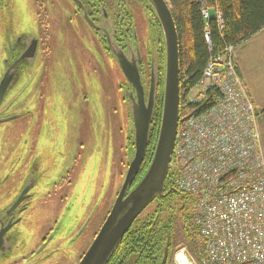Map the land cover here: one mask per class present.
Listing matches in <instances>:
<instances>
[{
	"label": "rangeland",
	"instance_id": "374dc122",
	"mask_svg": "<svg viewBox=\"0 0 264 264\" xmlns=\"http://www.w3.org/2000/svg\"><path fill=\"white\" fill-rule=\"evenodd\" d=\"M47 1L49 7L43 0H0V46L20 21L34 36L38 35V20L45 22L49 38L46 52L35 64L37 73L22 77L4 102L6 105L15 97L8 113L22 115L5 130L12 133V144L18 153L33 151L35 161L42 164L45 189L50 194L48 205L54 207L53 202L60 200L62 203L61 210L49 221L50 226L59 218V258L47 264H76V256L85 252L123 183L134 151L131 154L127 146L132 123L124 95L117 89L123 78L114 62L100 45L86 39L89 31L78 21L67 0ZM135 7L137 29L143 36L141 47L148 51L152 29L147 22L154 24V18L140 3ZM64 13L73 20L69 22ZM74 21L77 28L73 27ZM257 64L264 70V56ZM255 71L259 78L262 72ZM145 84L147 90L148 83ZM195 93L193 90L189 96L193 98ZM257 124L263 137L264 118L257 119ZM261 143L264 145V141ZM56 185L58 188L54 189ZM152 210L153 206H149L140 218ZM37 212L34 205V213ZM88 220L89 226L84 230ZM180 250L194 255L183 244L173 250L166 264H172L173 256ZM184 255L179 252L182 259Z\"/></svg>",
	"mask_w": 264,
	"mask_h": 264
},
{
	"label": "built area",
	"instance_id": "2783aa9c",
	"mask_svg": "<svg viewBox=\"0 0 264 264\" xmlns=\"http://www.w3.org/2000/svg\"><path fill=\"white\" fill-rule=\"evenodd\" d=\"M210 89L217 94L211 107L188 108L207 101ZM181 95L170 166L174 187L195 202L201 246L188 263L264 264V154L234 48L209 60L199 85Z\"/></svg>",
	"mask_w": 264,
	"mask_h": 264
},
{
	"label": "flooded vegetation",
	"instance_id": "af4514ba",
	"mask_svg": "<svg viewBox=\"0 0 264 264\" xmlns=\"http://www.w3.org/2000/svg\"><path fill=\"white\" fill-rule=\"evenodd\" d=\"M67 1L78 21L83 23L89 31L90 37L86 39L100 45L102 52L114 62V66L117 67L116 69L121 75L110 49L117 48L127 59L133 61L137 60L136 55L137 52L139 53L141 60L139 71L142 76L144 92L147 94L151 67L156 76L158 70L155 66V58L157 51H160L154 49L155 44L152 38H150L151 45L148 51L141 47L143 36L138 32L139 22L135 19L134 14L137 9L136 3H140L146 9L144 0H74L81 3V8L72 0ZM43 2L46 3V7L50 6L47 0H43ZM146 11L149 14V11ZM84 13L93 28L85 22ZM64 14H67L69 22L73 20L69 13ZM20 22L21 24L16 26L17 29L12 30L9 39H4V44L0 46V87L1 82L6 81L5 92L0 102V121L15 118L0 123V264H47L52 259L59 258L60 251L56 244V236L60 231L59 218L56 217L50 226L49 221L53 215H56L55 213L61 210L62 203L60 200L53 202L54 207L48 205L50 194L45 189L44 168L41 163L38 164L35 161L37 156L34 158L33 151L18 153L14 148L13 135L5 128L8 125L10 127V122L21 118L22 115L11 116L8 113L15 97L6 105L4 102L17 87L22 77L30 72L37 73L38 67H35V64L38 59H41L42 53L47 50L45 44L49 39L48 25L38 20V35L34 36L28 33L25 23ZM76 23L73 22L74 28H77ZM155 29L156 27H154ZM122 78V82L117 83V89L123 93V101L128 109L130 88L123 75ZM145 82L148 83L147 90ZM56 188H58L57 185L54 189ZM34 205L35 209L36 207L38 209L37 213H34ZM108 213L105 214V218ZM34 220L35 225H33ZM90 220L84 224V230L89 226ZM98 230L93 233L87 248ZM80 234L81 231L77 236ZM69 242L70 244L74 243L73 240H69ZM83 254L79 257L76 256L77 263Z\"/></svg>",
	"mask_w": 264,
	"mask_h": 264
},
{
	"label": "trees",
	"instance_id": "16d2710c",
	"mask_svg": "<svg viewBox=\"0 0 264 264\" xmlns=\"http://www.w3.org/2000/svg\"><path fill=\"white\" fill-rule=\"evenodd\" d=\"M165 2L172 14L178 37L179 110H181V91L188 92L199 85L209 60L224 55L228 47L234 48L236 53L238 47L264 30V0H165ZM144 4L150 16L154 18H152L154 24L149 21L147 25L150 30L152 29L154 49L160 52L157 51L155 58L158 70L157 96L148 146L134 185L145 173L155 149L165 70L161 29L145 0ZM204 10L207 13L206 19L202 16ZM207 96V101L200 105H187L188 108L193 109L195 113L204 112L212 106L217 94L210 89ZM130 132L127 146L132 154V130ZM150 206H153V210L134 221L114 250L108 264H160L165 252L168 259L173 250L183 244L194 253L201 246L197 229L193 224L195 202L174 187L173 174L170 170L164 184V195L156 197Z\"/></svg>",
	"mask_w": 264,
	"mask_h": 264
},
{
	"label": "water",
	"instance_id": "95a60500",
	"mask_svg": "<svg viewBox=\"0 0 264 264\" xmlns=\"http://www.w3.org/2000/svg\"><path fill=\"white\" fill-rule=\"evenodd\" d=\"M79 8L81 3L72 0ZM153 12L161 29L165 50V70L162 94V108L157 141L151 161L140 180L134 185L144 161L148 146L156 98V76L151 67L149 88L144 92L140 75V55L137 60L127 59L116 49H110L127 86L128 114L132 123L133 155L128 163L123 183L109 213L95 235L93 241L77 264H108V261L134 221L150 206L156 197L164 195V184L168 176L179 122L180 79L178 37L175 23L165 0H145ZM88 26L92 23L83 14ZM155 76V77H154ZM0 102L6 81L1 82ZM15 119L9 118L0 123ZM134 185V187H132ZM167 263L165 252L160 264Z\"/></svg>",
	"mask_w": 264,
	"mask_h": 264
},
{
	"label": "crops",
	"instance_id": "0c3cea01",
	"mask_svg": "<svg viewBox=\"0 0 264 264\" xmlns=\"http://www.w3.org/2000/svg\"><path fill=\"white\" fill-rule=\"evenodd\" d=\"M236 55V68L250 99L253 104L255 103L254 107L257 112V119L264 118V70H261V67L257 64V61L264 56V30L238 47L236 49ZM249 62H251V64ZM255 69L262 72L259 78L256 77ZM262 135L263 134H261V142L264 141V136L262 137ZM261 147L262 149L264 148L262 143ZM179 252L186 255L183 256V259L180 257L182 260H179ZM179 252H177L173 258L177 260L179 264H187V256L190 254H186L181 250Z\"/></svg>",
	"mask_w": 264,
	"mask_h": 264
},
{
	"label": "bare ground",
	"instance_id": "6f19581e",
	"mask_svg": "<svg viewBox=\"0 0 264 264\" xmlns=\"http://www.w3.org/2000/svg\"><path fill=\"white\" fill-rule=\"evenodd\" d=\"M206 11V10H205ZM218 17V16H217ZM180 257V256H179Z\"/></svg>",
	"mask_w": 264,
	"mask_h": 264
}]
</instances>
